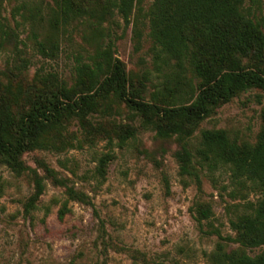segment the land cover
Wrapping results in <instances>:
<instances>
[{
    "label": "rangeland",
    "instance_id": "obj_1",
    "mask_svg": "<svg viewBox=\"0 0 264 264\" xmlns=\"http://www.w3.org/2000/svg\"><path fill=\"white\" fill-rule=\"evenodd\" d=\"M22 1L0 0L1 13L20 20L13 7ZM152 1L145 0L146 11ZM253 12L257 19L264 17V0L251 13L243 10L247 18ZM133 19L126 24L113 11L98 32L86 22L67 25L55 57L40 55L27 37L29 30L21 31L22 52L18 55L7 48L0 54V97L10 101L32 86L70 82L75 58L109 40L130 81L145 83L146 100L166 85L177 92L189 86L197 89L191 65L178 68L175 60L159 52L148 20L134 25ZM248 61L241 59V63ZM110 105L105 114L99 111L90 117L89 127L77 118L66 123L53 148L23 155L25 163L41 175L38 159H43L87 193L95 208L68 199L63 187L45 178L36 208L26 212L33 180L26 172L18 174L0 163V264H214L210 254L219 243L227 250L239 247L231 220L251 212L263 191L249 180L238 183L226 168L211 173L195 162L199 181L181 174L174 136L160 138L151 120L123 103ZM263 111L264 89L239 92L201 121L189 140L191 151L196 152L203 129H222L238 144L254 145L263 128ZM127 125L130 138L120 146ZM199 204L210 206L209 218L196 220ZM263 250L264 245L245 248L252 256Z\"/></svg>",
    "mask_w": 264,
    "mask_h": 264
},
{
    "label": "trees",
    "instance_id": "obj_2",
    "mask_svg": "<svg viewBox=\"0 0 264 264\" xmlns=\"http://www.w3.org/2000/svg\"><path fill=\"white\" fill-rule=\"evenodd\" d=\"M144 3L145 0H23L13 7L20 13V20L13 16L14 21L0 10V54L13 48L19 55V44L24 43L20 33L28 29V39L46 57L58 55L59 40L67 25L86 22L98 32L103 19L113 11L126 24L134 18V25H144L147 19L150 37L159 52L175 60L178 68L190 64L199 84L195 90L189 86L178 92L166 85L148 101L145 83L135 85L130 81L125 63L115 55L113 41L99 43L92 52L75 58L70 82L32 86L10 101L0 97V163L18 174L26 172L33 180L34 191L25 203L26 212L36 208L45 191V178L63 187L68 199L95 208L87 193L76 189L43 159H38L44 171L41 175L37 168L25 163L23 155L53 148L55 138L62 136L70 120L77 118L83 127H89L93 114H105L110 104L123 103L151 120L158 137H175L181 174L194 175L199 181L195 162L211 173L226 168L238 183L249 180L263 191L251 212L231 220L239 247L227 250L219 243L210 259L214 264H264V250L254 256L245 251L264 245V111L263 128L254 145L238 144L222 129H203L194 154L189 147L201 121L216 107L239 92L264 89V17L257 19L253 12V17L247 18L243 13L246 8L249 13L257 9L261 0H153L147 11ZM243 57L250 61L241 63ZM42 79L46 77L42 75ZM164 101L166 105L159 103ZM120 138V146H124L130 138V125ZM106 159H101L102 164ZM64 212L60 209L61 217ZM210 213L208 204H199L195 218L205 220Z\"/></svg>",
    "mask_w": 264,
    "mask_h": 264
}]
</instances>
